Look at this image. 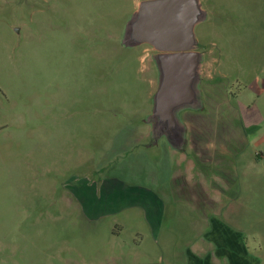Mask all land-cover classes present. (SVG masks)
Wrapping results in <instances>:
<instances>
[{"label":"rangeland","instance_id":"374dc122","mask_svg":"<svg viewBox=\"0 0 264 264\" xmlns=\"http://www.w3.org/2000/svg\"><path fill=\"white\" fill-rule=\"evenodd\" d=\"M139 1L0 0V264H264V0H199L174 137Z\"/></svg>","mask_w":264,"mask_h":264},{"label":"water","instance_id":"95a60500","mask_svg":"<svg viewBox=\"0 0 264 264\" xmlns=\"http://www.w3.org/2000/svg\"><path fill=\"white\" fill-rule=\"evenodd\" d=\"M200 13L199 0H142L129 23V42L148 43L157 51L161 77L153 108L171 137L179 129L174 110L197 97L200 54L193 29Z\"/></svg>","mask_w":264,"mask_h":264},{"label":"crops","instance_id":"0c3cea01","mask_svg":"<svg viewBox=\"0 0 264 264\" xmlns=\"http://www.w3.org/2000/svg\"><path fill=\"white\" fill-rule=\"evenodd\" d=\"M140 1H142V0H140ZM191 144H193V142H191ZM203 144H204L203 145V151L207 150V151L210 152L211 151V148H214L213 149V151H215L214 154H216V152H217V153H220L223 156L222 158H219L217 160L214 157L213 158H209V159H203L202 157H200L201 160L199 161V163H200L199 165L200 166H203L207 162H208V164L213 163L215 165L214 166V169H215L214 172H215L216 176L218 177V179H217V181H213V185H215L214 188H216L218 190V189H220V187L223 188L221 182L223 180V174H224V171H225L224 165H225V161H226V157H227V156H225L227 154L226 153V148H225V146H223L222 144H220V142H215L214 139H212V138H209V139L205 140V142ZM199 150L202 151V148H199ZM197 153L198 154H196V156H198V155L200 156L202 152L201 153L200 152H197ZM227 160H228V157H227ZM230 161L232 163V160H230ZM204 162H206V163H204ZM190 163H191V166L193 168L194 161L192 159H191V162ZM226 164H227V161H226ZM207 170H209V168H207ZM186 183H187L189 189L192 190V193H193L194 188L196 187L197 189H199L200 195L202 197H204V198L198 197L196 199L197 200L196 205H199L198 204L199 203V201H198L199 198L202 201H205L206 200L205 202H200V203H202L203 206H206L208 204V202H210V201H211V203H215L216 202V200L213 197H211L208 194V192L206 191V188L204 187V181L203 180L200 182V181H190V180H187L186 179ZM116 189L117 188H114V187L112 188L111 187V190H112L111 192H113ZM188 192H190V191H188ZM255 256L254 255H251L252 261L253 262L254 261H257L260 264L261 261H259V259L257 257H255ZM261 264H263V263H261Z\"/></svg>","mask_w":264,"mask_h":264},{"label":"flooded vegetation","instance_id":"af4514ba","mask_svg":"<svg viewBox=\"0 0 264 264\" xmlns=\"http://www.w3.org/2000/svg\"><path fill=\"white\" fill-rule=\"evenodd\" d=\"M200 56H202V55H200Z\"/></svg>","mask_w":264,"mask_h":264}]
</instances>
